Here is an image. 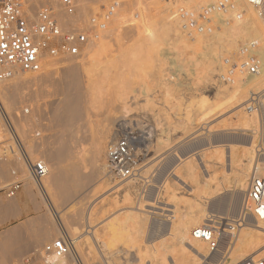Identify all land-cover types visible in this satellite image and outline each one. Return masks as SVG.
I'll use <instances>...</instances> for the list:
<instances>
[{
    "label": "rangeland",
    "instance_id": "rangeland-1",
    "mask_svg": "<svg viewBox=\"0 0 264 264\" xmlns=\"http://www.w3.org/2000/svg\"><path fill=\"white\" fill-rule=\"evenodd\" d=\"M115 1L121 2V9L118 11L117 15H115L114 19L109 24L107 30L103 33L102 37L96 41L95 48L93 51H91V54H93V56L98 60L105 59L107 61H112L113 63L116 62L114 64L115 66L117 65L116 66L117 68L114 69L118 70L120 67L121 68L119 69V72H116L117 70L115 71L114 69H112L113 72L112 75L111 74L110 75L113 78L110 77L111 80L106 79L105 80L106 82L104 84L99 83V80L96 77L90 78L87 75L83 76L82 81L84 82V86L81 92L83 98V102H82V109L84 114L82 119L83 121L77 124V126L79 125L78 127H76L78 130L76 131L77 135H75L76 137H74V139L72 140L73 148H71L70 150V153L72 155L71 158L72 160L69 159L67 162L63 164V169L65 171H68L69 167L72 166L73 164H79L82 167V173L85 174L87 172H90L91 167L88 168L90 164L87 162V158L90 157L89 153H91L90 148L92 145V140H93L92 138L94 135H97L101 130L109 127L113 130L114 135L113 138L109 140H105L100 166L102 165L104 166L103 169L104 172H102L103 174L101 175L102 177L103 176L106 177V178L104 177L105 180L103 179L104 183L106 181L107 183L110 182L111 184L109 183V186L111 187L109 186L105 187L106 191L105 189L104 191L103 189L100 191L99 189L101 188H99V186L102 185L103 182L101 183L96 182L85 186L83 188L85 200L83 201L81 200V202L77 205L72 204L71 209L73 211L71 209L70 211L72 213L77 214L79 210L80 211L82 210V208L87 209V207L90 204H94L97 206L94 209L96 214L95 217L93 216L94 218L93 220L96 221L95 224H99L98 227H102L103 225H105V223H108L107 221L110 222V220H112L116 214L117 215L119 214V217L122 216L121 219L123 218L125 221L124 224L125 231L123 236L117 237L111 241L110 239L106 240L109 243V245L105 249V251L103 250V252L105 253V254L103 253L105 258L97 256L96 258H100V260L96 259L94 254L92 258L94 257V260L96 259V262L93 263L91 256H89V258H85L88 261L87 262L88 264H95V263L97 264L101 260L103 261L100 263L104 262L103 264H151V263L160 264L161 260H159V258L163 259L164 256L165 258L163 261L165 262V264H173L172 260H175L176 264L178 263L182 264L184 260L182 259L181 250L183 251V249H181L182 246L180 244V240L177 239L179 236L176 237L173 234L171 235V233L165 232V226L169 224L171 220L173 221L174 219H176V215H173L171 213V211L174 209V206L177 205L176 211L178 212L177 215H179V217L188 212L198 211L199 208L205 209L207 212L205 214H208L207 216L209 217V219L208 220L205 218L200 219L198 222L199 226L201 225L204 226L205 224H209V223L216 224L217 222H221L222 220H225L224 222L234 224L233 222H236L239 218H236L237 215L233 216L232 214L228 216L227 213H223L218 209H214V207L211 206L212 204H210L211 201L204 202L205 199L200 198V194L194 197L196 193H192L191 195V192L187 191V188L183 187L184 184L180 185L182 183L178 181V178L174 177L175 176L174 173L178 172L180 168L182 171L183 167H180L181 165L178 166V164H180L179 162L176 165L174 162H172V160H174L173 156L178 153L179 154L178 156H180L181 158L184 156L182 159L185 160V158L190 157L191 160L190 159L189 160L194 161L196 163L197 160L200 158V157L198 158V155L202 156L203 154L206 153V151H209V149H212L211 150L212 152L215 151L214 148H210L211 147L210 145L207 146L205 145L207 144L206 140L209 139L210 141V137L215 136L218 141L216 140V144H214L213 147H215L216 145L215 147L216 150L217 151L220 150V152L222 151L221 153H223L221 159L223 166L222 167L217 166V168L219 167L220 169L218 168V170L216 171V175L219 180H222L221 182H223V180L225 181V178L228 179L226 182L227 190L226 191L224 190L222 193L225 196L228 195L230 197L235 196L236 193H238V191L240 192L241 188H239L238 190L236 189V187L238 188V186L237 185L235 186V182H233V177H234L233 173L227 170V166H228L227 151L229 147L232 146L237 148L240 156H242L243 151H251L253 149V151H251L253 155L250 152L249 158L252 159L253 157V162L254 160H259V158L261 157L262 160H264V134H263L264 128L262 127L263 126L262 122L259 120L257 121V123H255L256 125L252 124L248 128L241 127L240 122H237L239 119L237 114L245 111L246 107H249L251 103L253 107L259 109L256 101H251V100H250L251 102L249 101V99H251V92L246 91L247 93L241 96V98L243 99L242 100L243 102L240 101L241 103H247V101H249L247 104H243L242 106L235 99L234 100L232 99L231 100L232 102L228 101L231 98L228 97V95L227 96L224 95V97H227L226 99L225 98L223 99L222 98L223 96L221 97V99L219 98V100L222 101L215 100L213 98L215 94V87L217 85L216 83L218 82V75L220 73L219 71L221 68L222 61L229 56L239 55V53L246 48L252 47L255 49V46L253 43H248L246 45H243L241 43L240 41L241 28L239 26L236 27V25L234 26L235 24L234 22H233L234 24L229 25V27L227 28L223 27L220 30L214 32V35H216L217 38L215 40H212L211 43L220 40L223 46V48L221 47V50L224 54L222 57L218 56L221 64L216 66L217 67L216 70L218 71H216L215 72L216 74L215 73H214L215 75L213 74V78L209 80L206 76V64L205 62L201 61L202 60L201 53H203L202 50L206 51L205 46L207 45V43L198 44L197 42H192L189 48L183 50L181 49L180 44L179 46L175 45L172 39L170 38L168 39L169 37L168 32L166 33L165 31H163L166 28L167 19L171 18L172 16L174 17L176 16L175 18L178 17V11L174 12L172 10H174L175 6L177 9L178 3L181 4L182 0H168L169 2L166 0L164 3H162L161 7L158 4L160 0H99V2H95L96 7L95 4H93L94 1L93 2L91 1L90 5L89 4L88 5L91 6L92 3V7H89L87 5L88 7H86L85 10L86 20L85 19L79 20L80 18H76L75 20L77 21H75L73 24L87 22L91 10L92 12H97L98 10H100L101 7L107 6ZM174 2H176L177 5L175 4V6L173 7ZM136 3L138 4L140 3L139 6ZM88 11H90L89 14ZM169 13H171L172 16ZM229 28L232 29L230 30L229 34H227L226 32ZM143 33L145 34L148 33V35H146L148 36V38L144 36L146 40L149 39V36H151L153 39V41L152 39L151 40L149 39L148 42H146L147 45L145 47V51L146 49L147 50L149 49L148 51H150L148 55L151 54V57L148 60L149 67L145 70V72H142L143 74L146 73L145 75L141 74L142 76H145L144 79L140 78L139 77L140 75H137L140 79L136 76L138 78V79L136 78V80H138L137 83L131 85V91L133 90L132 92L133 95L132 94L129 95V96L131 95L133 96L134 100H132V102H134V104L130 106L132 108H130L128 112H124V109H121L122 106L119 104V102H116L115 105H111L110 102L111 100H113L112 97L113 98L115 97L114 91H116V93H121L125 89V81L122 78H125L126 75H124L125 77H121V76L119 77V74L120 73L124 74V70H126L124 69L125 67L122 65L123 59L121 57L124 56L123 53H125L127 49L129 53L131 51L129 49L132 48L134 49V47L136 48V45L140 41H142L141 40L143 38L142 35H145ZM184 35L187 37V39H191L193 36V35L190 36L185 32ZM148 43H151L152 45L151 44L149 45H151L152 47H150ZM139 44H141V42ZM151 50H153L152 53ZM81 60H78V62H80ZM61 63L62 62L57 64L53 62L50 66L43 69V73L45 72V74L48 73L51 74V78L53 76L52 80L54 84H52L51 83L52 80L49 79V81H40L28 85L25 88H23L21 91L22 100L19 101V103L17 104V107L15 109L17 110L16 112L20 114L22 113V111H24L25 114L29 113L28 115H31L30 113H32V111L34 110L38 115V117L35 118L33 122H31L28 128L29 129V131L27 132L28 138L24 139L26 142L29 143V145L30 144L34 145L33 141L43 143L44 139L55 136L62 131L61 128L54 126L51 120V111L54 105L60 102L61 100H63V97L65 98L64 94H62L63 92L55 86L56 84L59 87V82L62 80V77L61 79H57V78L63 75L62 72L64 65H66V63L68 62L66 63L63 62L64 64ZM122 68L124 69L123 72H121ZM40 72L42 73V70ZM113 73L116 75L113 76ZM34 74L35 73L27 74V75L31 76ZM123 74L121 75L123 76ZM125 74H127V72ZM115 76L119 77L121 80L118 78L117 79L114 78ZM242 77L244 78V76ZM54 80H56V82H54ZM109 82L112 84L107 85V83ZM113 84L117 85V89L118 86L120 87L118 92L116 89L113 90L114 89V86L112 88ZM100 87L101 88L105 87L103 89L102 95L99 96V94L95 95L94 93H92V90H95ZM111 90L112 93L114 92L113 94L111 93ZM211 90L212 93L210 92ZM106 92L109 94L107 95ZM263 93L264 92H262L260 96H262ZM258 95L259 93L256 95V97L254 96V98L257 99ZM134 96L136 97V99L134 98ZM206 96H209V98L207 97L208 98L207 99ZM131 97L130 99H132ZM210 99H211V101L209 102L210 105L209 103H207L208 107L211 106L209 109L206 107L207 104H203V103H205L204 101L206 100L209 101ZM212 101L215 106L211 105ZM114 106H116V108ZM203 106H205V109L203 108ZM212 108L215 109L211 111ZM209 111H211L212 113L214 112L212 116L213 115L215 116L212 117L211 112ZM39 115H40V119H39ZM111 116L118 117L121 120L125 119L124 121H122V123L120 122L122 125L125 126H122L120 123L116 125V123L113 121L110 122L109 117ZM121 117L124 118L122 119ZM0 123H2V121ZM209 123L211 124V127H214L216 125L214 127L215 129L212 128L213 131L209 130L210 129V126H208L210 125ZM243 129L246 130L244 131ZM129 134H132V138L134 139V141L130 143V147L133 151L132 162H131L132 173L127 177H121L119 174H117V172L114 173L111 172L110 167L112 164L113 154L115 152V148L117 144ZM227 136L228 137L231 136L232 138H228ZM9 138L10 136L8 135L7 132L2 133L0 138V152L4 151L5 147H9L6 146L8 144ZM156 138L157 140L159 138L158 142L161 140L162 142L161 141L160 142L161 143L164 142L165 144L162 146L163 148L161 147L162 148L161 150H159L160 147L158 146L160 142L158 143L156 141ZM204 138L205 139L207 138L206 140H204L206 143L203 142ZM252 140L255 143H253L254 147L251 149V146L249 145L252 144L251 143ZM140 141H142L141 143L142 145L146 144L147 146L145 145H143L144 147H142V145L138 146L139 144L138 142ZM191 146L193 147L191 148ZM141 147H142L141 150L142 152L140 151ZM211 151H209L208 153H210ZM138 152L141 153L139 154ZM39 157L41 159V156ZM39 157L36 156V159ZM241 160L243 162L247 161L246 157L243 159L241 158ZM176 168L178 170L174 171ZM179 172L178 174H180L181 176V174L183 175L185 173V170L184 172L182 171V173ZM20 173L21 172H19L18 174L19 176L23 175L22 173L21 174ZM252 175H253V171L251 172V174H249V177ZM185 176H181V177L184 178ZM186 178L188 177L186 176ZM186 178H184V180H187ZM107 179H111V180H107ZM22 180H24L23 177ZM250 180L251 177L249 178L248 184H250ZM28 181L32 185L34 184L32 180L31 182L30 180H26V181L24 180V182H28ZM130 181L131 183H129ZM128 183L129 186L128 188H126ZM24 184L25 183H23L21 188L17 190V193L10 198L6 194L2 193L0 190V202L2 203L3 206L9 203L10 200L17 199L19 202L18 203L19 206L24 210L20 216L14 219H10L9 221L0 223V236L3 234H7V232L9 233L10 231L16 229H20L23 232L22 237L18 241L14 242L8 251H2V250L0 251L1 253L0 264H24V259L28 255L34 252L41 251L45 245L49 244L48 241H42L41 243L39 242L41 240L40 237L41 234L43 233V228L44 227L46 228V225H41L40 221L44 217V215L48 213V211L45 207H42L40 210H37L35 209L34 206H32L31 201L25 200V196L22 194ZM167 185L171 186V190L169 189H168L169 191L166 190L167 187L170 188V186ZM114 186L117 187L115 188ZM248 186L249 185H247V188ZM34 187H36V185ZM112 187H114V190L112 189ZM121 188L123 190H121ZM172 188L173 190L174 189L176 190L173 191L174 193H176L177 195L176 197L172 196L173 193ZM108 189L110 190L112 189L111 190L112 192ZM116 189H120L123 193L120 190H118L119 191L118 194ZM107 190L110 192H107ZM113 192L116 193L118 196ZM35 193L37 194L38 191L35 190ZM121 193L122 195L120 196ZM125 193H127V195ZM166 194L168 196H166ZM111 195H113V197H111ZM123 195L126 196L125 197L126 199L124 198ZM169 195L172 196V197L170 196L171 199L172 198L175 199V201L172 199L174 202H177V200L179 201V198L181 199L180 201L182 202H179V204L175 203L176 205L175 204L173 205L172 204L173 202L169 201L170 199ZM182 196L184 197L182 198ZM165 197L168 200L165 199ZM112 198L113 200L114 199L115 200L113 201ZM241 198L238 201V205L241 202V205H239L240 207L238 208L239 210L242 209L241 208L242 200L244 196L242 199ZM107 199L112 200L116 205L120 204L119 206L122 209L120 207L118 208L116 205L114 206V204L112 203L114 207L113 209L112 204H110L111 201L109 202L107 201ZM185 200H187V203ZM115 201H117L118 203H116ZM192 205L194 206L192 207ZM196 205L198 206V209ZM115 207L119 209L117 213ZM137 208H141L145 212L143 214L138 213V210H136ZM114 210L116 214H113L114 212L112 213V211ZM120 210L121 212H119ZM180 212L183 214H181ZM111 213L113 216H111ZM236 214H238V211L236 212ZM179 217L177 216V218ZM141 218H145L146 220L144 224H142L143 233H141L140 235V233H138V229L141 227L140 224ZM34 222L35 224H33ZM81 231L85 232L86 228H84ZM59 238L60 237L55 238L54 240H57ZM81 239L89 240L90 242H93V239H91V237L87 234H84V236H82ZM163 240L166 241V244L164 243ZM168 241L169 242L172 241V243L170 242L171 243L170 244ZM175 246L179 248L176 249ZM202 246H204V248L208 251L207 254L210 255V253H212L210 252L208 246L205 245V243H203ZM79 249L83 252L86 251V245L84 244L83 246H81V248L79 247ZM175 251L178 252L176 253ZM86 253L87 252H85V254ZM109 254L112 256H110ZM113 254L115 255L113 256ZM178 254L179 256L175 257V255ZM230 254L231 253H229V255L228 254L224 255L221 252H216L213 254V256H211L212 259L210 258L209 263L229 264L231 257ZM108 255L110 256L111 259L109 258ZM160 255H162L163 258H161ZM156 256H158V258ZM89 259L91 260V263ZM166 259L167 261H165ZM186 262L184 263L191 264L189 262L188 263ZM200 264H202V262ZM205 264H207V262Z\"/></svg>",
    "mask_w": 264,
    "mask_h": 264
},
{
    "label": "bare ground",
    "instance_id": "bare-ground-1",
    "mask_svg": "<svg viewBox=\"0 0 264 264\" xmlns=\"http://www.w3.org/2000/svg\"><path fill=\"white\" fill-rule=\"evenodd\" d=\"M91 1L92 2L94 1L93 4H95V7H96L95 2H99V0H77L78 5H79V13H78L77 17H69L64 12L60 13L61 14L60 20L62 22V25L64 27H67V26H69V24H73L75 21H77V20H75L76 18H80L79 20L85 19L86 18L85 17V14H86L85 10H86V7H88L90 5ZM165 1L166 0H160V2L158 3L160 5V7H161L162 3H164ZM186 2L190 3L192 5L194 3V0H187ZM237 3H238V6L244 11V17L245 18H243L242 22L240 21L238 23L236 21V22H234L235 24L234 23H232V24H234V26L236 25V27L239 26L241 28L240 41L243 45H246L248 43H253L255 45V50L252 51L250 54L258 56V58L262 61L263 67H262L259 74L253 75V76H245L244 78L242 76H237L235 81L231 84H228V85H226V83L216 81L217 85L215 87V94L213 93L214 94L213 98L215 100H219V98L221 99V97L223 96L222 98L226 99L227 97H224V95L225 96L228 95V97H231L230 100H228V101L235 99L238 103H240L241 106L243 104H247L250 100L256 101L259 109H256L255 107H253V105L251 103V105L249 107H246L245 111L237 114L238 118H239L237 122H240L241 127L248 128L249 126L257 123V121L260 120L262 122V125H263L262 127L264 128V93L262 96H260V94H262V92H264V30H263V27H262V24H261L257 10L254 7L250 6L245 0H237ZM136 4L139 6L140 3L139 4L136 3ZM175 4H176V2L173 3V7L175 6ZM37 5H38V1H37ZM178 5H179V3H178ZM89 7H92V3H91V6H89ZM172 11H174V12L178 11L176 9V6H175L174 10H172ZM89 12L90 11H88V14H89ZM91 12H92V10H91ZM169 14L171 15V13H169ZM175 17L174 16L171 17L174 19H171L169 17H168L169 19L166 18L167 24H166V28L163 31H165L166 33L168 32V34H169L168 39L169 38L172 39V41L174 42L175 45L179 46V44H180L181 45L180 47L183 50L189 48V46L192 44V42H197L198 44L207 43V45L205 46L206 51L202 50L203 53H201V56H202L201 61L205 62V64H206V76H207V78L209 80L212 79L213 74L216 71H218V70H216L217 69L216 66L221 64L218 56L222 57L224 54L221 50V47L223 48V46H222L220 40L211 43L212 40H215L217 38L216 35H214V33L212 35L193 34L191 39H187V37L184 35L183 29L181 26L182 22H181L179 16L177 18H175ZM223 27L227 28V27H229V25H223L221 28H223ZM231 29L232 28H229L226 33L229 34ZM143 34H145V33H143ZM146 35H148V33H146L145 35H142L143 38L141 39L142 41H140L141 44H139L140 43L139 42L137 44L138 46L136 45V48L134 47V49L131 47L133 50L129 49V50H131L129 53L127 51L128 49L126 48L127 49V50L125 49L126 52L123 53L124 56L121 57L123 59V61L121 59L122 65L125 67L124 69H126L127 71L122 68L121 72H123V70H124V74L123 73H120V74L118 73V74H119V77L120 76L125 77L124 75H126L125 78H122L125 81V89L121 93H116V91H114L115 92V94H114L115 99L112 96H110L113 99V100H111L110 103H111V105H115L116 102H119V104L122 106L121 109H124V112H128V110L130 108H132L130 106L134 104V102H132V100H134V99L132 96L133 90L131 91V85H133L134 83H137V81H138V80H136V78L138 77L137 75H140L139 77L144 79L145 76H142V75H145L146 73L143 74L142 72H145V70L149 67V61L148 60L151 57V54L148 55V53L150 51H148L149 49L148 50L146 49V51H145V47L147 45L146 42H148L149 39L151 40L152 37L149 36V39L146 40V38H148V36H146ZM151 35H153V34H151ZM138 40H140V39H138ZM191 40H193V41H191ZM152 41H153V39H152ZM151 43H153V42H151ZM151 43H148V45ZM95 45H96V41H94L93 43H91L87 47L86 54L83 56V58L80 62H78V60H75V59L69 58V57L62 59L61 61H54V60H50V59H47L44 61L43 69L50 66L53 62H55L57 64H59L60 62H62V63L68 62V63H66V65H64L63 72H62L63 75H61L59 78H57V79H61V77H62V80L59 82V87L55 84V86L63 92L62 94H64L65 98L63 97V100L56 103L54 105L52 111H51L52 123L54 124V126L61 128L62 131L55 136L48 137V138L44 139L43 143L33 141L34 145L33 144L29 145V143L26 142V145H27L26 147H27L29 155L33 159H36V156H38V157L41 156V159H40V157L37 159L38 160L40 159L41 161H43L48 168V171H49L48 175L43 179L42 185L35 183L30 178L27 164L22 159V157H20L19 154L15 153L13 151L10 152L9 147H6L7 148L6 151L0 152V190L7 189L11 185L18 183V182L25 183L23 185V191H22V194L25 196V200L31 201L32 206H34L35 209H37V210H40L42 207H45L48 211V213L45 214L44 217L40 221L41 222L40 224L46 225V228L45 227L43 228V233L41 234V237H40L41 240L39 242L41 243L42 241H48L50 243L55 238L61 237L64 233H67L70 236V238L74 244L75 251L72 254H70L68 257H66L65 259H62V260H57L56 258H50L48 260V262L52 263V264H88L87 263L88 261L85 258H89V256H91V259L94 263V262H96V259L100 260V258H96L97 256L102 257V258L104 257L105 253L103 252V250L105 251V249L109 245V243L106 240L110 239V241H111L117 237L123 236L124 231H125L124 219L123 218L121 219L122 216L119 217V214L118 215L116 214L117 211L119 210L118 208L120 207L119 206L120 204L119 205L114 204L113 201L115 199L113 200V198H112L113 201L109 200L111 198L107 199V201H109V202L111 201L110 204L113 203L114 206L116 205L118 207V208L115 207L116 213H115V210L112 211V213L114 212L113 214H116L118 217L115 215V217L112 220H110V222L107 221L108 223H105V225H103L102 227H98L99 224H95L96 221L93 220L94 219L93 216L95 217V214H96L94 209L97 205L90 204L87 207V209L82 208V210L81 211L79 210V212L77 214L72 213L70 211V209L72 208V206H71L72 204L77 205L81 202V200L82 201L85 200L84 199L85 195H84V191H83V188L85 186L92 184V183H96V182L97 183L103 182V184L99 186V188H101V189H99L100 191L102 189L104 191L105 187L109 186L110 182L107 183V181H106L104 183L103 179L105 176H103V177L101 176L103 174L102 172H104L103 171L104 166L102 164H101L102 166H100V163L102 160L101 157H102V153H103L105 140H109V139L113 138V135H114L113 130L108 127V128L101 130L97 135L93 136L92 145L90 148L91 153H89L90 157L87 158V162L90 164V166L88 168L91 167L90 172H87L85 174L82 173V167L79 164H73L72 166L69 167L68 171H65L63 169V164L72 158L70 150H71V148H73L72 140L74 139V137H76L75 135H77L76 131H78V130L76 127L79 126V125L77 126V124H79V122L83 121L82 120L83 115H84L83 109H82L83 98H82V93H81L82 88L84 86V82L82 81L83 76L87 75L90 78L96 77L99 80V83L104 84L106 82L105 81L106 79L111 80L110 77H112L111 75L113 72L112 69L117 68L116 67L117 65L115 66V64H114L116 62L113 63L112 61H107L105 59L98 60L93 56V54H91V51L94 50ZM134 45H135V43H134ZM151 45H149V46L152 47ZM152 51L153 50H151V53H152ZM125 54H126V56H125ZM118 61H119V59H118ZM43 69H42V73L38 72V73H35L34 75H31V76L27 75V74H33V73H23V74L19 73V74L15 75L12 79L5 82L0 87V103H1L2 107L4 108V110L6 111V113L9 115L10 119L12 120L17 132L20 134V136L23 139L28 138V136H27V132L29 131L28 128H29L31 122H33V120H35V118H37L38 115L36 114V112L34 110L32 111V113H30L31 115H28L29 113L25 114L24 111H22V113L19 114L16 112L17 110H15V109H16L19 101L22 100L21 99V97H22L21 91L23 88H25L28 85L40 82V81H49V79L50 80L53 79V76L51 78V74H49V73L45 74V72L43 73ZM119 69L118 70L114 69V70L115 71L117 70L116 72H119ZM125 71L127 72V74H125L126 73ZM121 74H123V76ZM114 75H116V74L113 73V76ZM119 77L115 76L114 78L120 79ZM132 81H134V82H132ZM54 82H56V80H54ZM51 83L54 84L53 80ZM111 84L112 83H110V82L107 83V85H111ZM113 86H114L113 90L116 89L118 92L120 87L118 86V89H117L116 84H113L112 88H113ZM104 88L105 87H102V88L100 87V88H97L95 90H92V93H94L95 95L99 94V96H100V95H102ZM110 89H111V87H110ZM132 89H134V88H132ZM246 91L251 92V99H249V101H247V103H241V102H243L242 101L243 99L241 98V96L245 95L247 93ZM210 92L212 93V90ZM111 93H112V90H111ZM208 93H209V91H208ZM258 93H259V95L257 96V99L254 98V96L256 97V95ZM108 94L109 93H107V95ZM130 94H132L131 95L132 97L129 96ZM130 97L132 99H130ZM207 97L209 98V96H206V98ZM134 98L136 99L135 96H134ZM207 101L208 100L204 101L205 103H203V104L209 103L211 101V99L208 102ZM219 101H222V100H219ZM217 104H218V102H217ZM229 104H231V103H229ZM209 105H210V103H209ZM211 105L215 106L213 104V101H212ZM114 107L116 108V106H114ZM206 107L210 109L211 106L208 107V104H207ZM115 108H113V109H115ZM203 108L205 109V106H203ZM214 109L212 108L211 111ZM207 111H208V109H207ZM211 111H209V112H211ZM213 113L211 112V116ZM185 114H187V113H185ZM205 116H206V114H205ZM213 116H215V115H213ZM124 117H121V118L123 119ZM39 119H40V115H39ZM124 120L125 119L121 120L115 116L109 117V121L115 122L116 125L120 122L122 123V121H124ZM0 122H1V119H0ZM188 122H189V120H188ZM118 126H120V125H118ZM122 126H125V125H122ZM208 126H210L209 130L213 131L212 128H214L216 125L214 127H211V124ZM3 127H4L3 124L0 123V138H1V135L3 132H7V130H5ZM90 128H91V126H90ZM243 130L245 131L246 129H243ZM79 131H81V130H79ZM209 135H211V134H209ZM141 138H143V137H141ZM159 138H158V140H159ZM228 138H232V137L230 136ZM206 139L204 138L203 142H205L204 140H206ZM113 140H115V139H113ZM147 140H148V138H147ZM158 140L156 138L157 142H158ZM216 140H217V138L215 136L210 137V141H209V139L206 140L207 144H205L206 142L204 144L206 146L210 145L211 147L210 146H208V147L214 148L215 151L212 152L211 151L212 149L208 148L209 151H211L210 153H208L209 151H206L205 154H203V155L201 154L202 156L198 155V158L200 157L199 159L197 158L198 164H197V162L195 163L194 161H190L191 160L190 157L185 158V160H184V159H182L184 156L181 158L180 156H178L179 155L178 153L176 155H174L175 157L173 156L174 160H172V162H174L175 165L179 162L180 164H178V166L181 165L180 167H183L182 168L183 172L185 170V173L183 175L181 174V176H185V174H186V176L188 178H186V176H185L184 178H186L187 180H184V178H182L180 176V174H178L179 171L182 173L181 168L178 172L174 173L175 174L174 177L178 178V181L182 183L180 185L184 184L183 187L187 188V191L191 192V195H192V193H196V195L194 197H196L197 195L200 194V198L205 199L204 202L211 201L210 204H212L211 206L214 207V209H218V210L222 211L223 213H227L228 216L233 214V216L237 215L236 218L243 217L244 211H245L244 202L246 199L247 191H248L249 186H250V184H248L249 178L251 177V176L249 177V174H251V172L253 171V175L264 178V160H262V157H261V158H259V160H254V162H253V157H252V159L249 158L250 152L253 151V149H252L254 147L253 143H255V142H253V140L251 142L252 144L249 145V146H251L252 150L250 149L251 151H243L242 156L239 155V153H238L239 151L237 150V148L230 146L228 151H227V165L228 166L227 165L226 166H227V170H229L231 173H233V176H234L233 182H235V186L236 185L238 186V188L236 187V189L238 190L239 188H241V190H240V192L238 191V193H236L235 196H232V197H230L228 195L225 196L222 192L224 190L225 191L227 190V187H226L227 183L226 182L228 179L225 178V181L223 180V182H221L222 180H219L217 175H216V171L219 168V167L217 168V166H220V167L223 166V164L221 162L222 154H223V153H221L222 151L221 152H220V150L217 151L215 148L216 145H215V147H213V145L216 144ZM161 142L158 145L160 147V149L158 148L159 150H161L163 148L162 146L165 145L164 142L163 143H161ZM138 143H139L138 146L142 145L141 144L142 141H140ZM248 143H250V142H248ZM76 144H77V142H76ZM204 144H203V146H204ZM143 145L147 146L146 144H143ZM143 145H142V147H144ZM142 147L140 148V151L142 150ZM192 147L193 146H191V148ZM135 148H136V146H135ZM156 148H157V146H156ZM89 152H90V150H89ZM141 152H138V153L140 154ZM158 154H159V152H158ZM251 154H252V152H251ZM10 156H12L13 158ZM245 157H246L247 161L243 162L241 160V158L243 159ZM192 160H193V158H192ZM194 160H195V157H194ZM74 161H76V160H74ZM252 164H253V166H252ZM198 168L200 169L201 172L199 171ZM83 169H85V168H83ZM176 170H178V169L176 168L174 171H176ZM18 171L21 172L23 175L19 176ZM160 172H162V171H160ZM161 174H160V176H161ZM22 177L25 181L30 180V182H31V180H32L34 184L32 185L31 183H29V181L24 182V180H22ZM140 177H141V175H140ZM107 180H111V179H107ZM129 183H131V181ZM129 183H128L126 188H128ZM35 185H36V187H34ZM174 185H176V184H174ZM247 185H249L248 188H247ZM167 186H170V185H167ZM109 187H111V186H109ZM114 187H112L113 190H114ZM168 189L171 190V186H170V188L167 187L166 190H168ZM35 190L38 191L37 194L35 193ZM108 190H110V189H108ZM108 190H107V192L111 191V190L110 191H108ZM118 190H120V189H116V191L119 194ZM121 190H123V189L121 188ZM176 190H177V187H176ZM176 190L175 189L173 190V188H172V192L176 191ZM235 190H233V191H235ZM105 191H106V189H105ZM116 191H114V192H116ZM227 192H229V191H227ZM122 193L120 194V196L122 195ZM173 193H172V196L176 197L177 196L176 193H174V195H173ZM114 194H116V193H114ZM125 194L127 195V193H125ZM151 194H152V192H151ZM234 194H235V192H234ZM166 196H168V195L166 194ZM170 196L171 195H169V197ZM184 196H182V198ZM243 196H244V198H243ZM111 197H113V195H111ZM125 197L126 196H124V198ZM157 197H158V195H157ZM171 197H170V199H171ZM241 197L243 198L242 207H241L242 209L239 210L238 208L240 207L239 205H241V202L238 205V201ZM163 199H164V197H163ZM165 199H167V198L165 197ZM170 199H169V201L173 202L172 203L173 205L175 203L179 204V202H182V201H180L181 200L180 198H179V201L177 200L178 203L174 202L175 199L172 198L174 201L172 199L171 200ZM105 200H106V198H105ZM187 200H185L186 203H187ZM115 202L118 203L117 201H115ZM18 203L19 202L17 199L10 200V202L4 206L0 202V223L9 221L10 219H14L23 213L24 210H23V208H21L19 206ZM113 204H112V208L114 209ZM123 206H124V204H123ZM176 206H174V209L171 211V213L173 215H176V219H174L173 221L171 220L172 222L170 221V223L166 225L167 227L165 226V232L171 233V235L173 234L176 237L179 236L177 239L180 240V244L182 246V248L181 247L180 248L183 249V251L181 250V253H182V259L184 260V262L187 261L186 263L189 262L191 264H200L201 262H202V264H205L207 262V264H210L209 260H210L211 256H213L214 253H210V255L207 254L208 251L204 248V246H202L203 243L201 241H197V240L193 239V237H192L193 231L195 229L202 227V225L201 226L198 225L199 220L203 219V218H205L207 220L209 219V217L207 216L208 214H205V213H207L206 210L202 209V208L198 209V206L196 205L198 211H194V212L192 211V212H188L185 214L180 212L183 215L179 217V215H177L178 212L176 211ZM193 206L194 205H192V207ZM171 208H173V207H171ZM136 210H138V213H141V214H143L145 212L141 208H137ZM237 211H238V214H236ZM239 211H240V213H239ZM110 212H109V215H110ZM119 212H121V210ZM112 213H111V216H113ZM177 216L179 218H177ZM210 218H211V216H210ZM145 220H146L145 218L140 219L141 227L138 229V233H140V235H141V233H143V225L142 224H144ZM244 220H245V224L243 225V227L239 228L238 235L236 236L237 238H236L234 246L230 252L231 257H230L229 264H241V262L244 261L247 257H250V256L251 257H261L263 255V252H264V224L260 221L257 222L251 216H248L246 214L244 216ZM33 224H35V222ZM84 228H86V231L85 232L81 231ZM84 234L89 235L91 237V239H93V242H90L89 240L81 239L82 236H84ZM22 235H23V232L20 229H16V230L10 231L9 233L7 232V234L1 235L0 236V251L1 250L2 251H8L9 248L11 247V245L14 242L18 241L22 237ZM172 241H170V242L172 243ZM164 243L166 244V241H164ZM84 244L86 245V251L83 252L79 249V247L81 248V246H83ZM160 244H161V242H160ZM178 248L176 247V249H178ZM161 249H163V248H161ZM85 252H87V253L85 254ZM159 254H161V253H159ZM0 255H1V253H0ZM93 255L96 258L95 260H94V257L92 258ZM114 255L115 254H113V256ZM110 256H112V255H110ZM110 256H109V258H110ZM151 256H153V255H151ZM160 256H161V258H163L162 255H160ZM176 256H179V254L175 255V257ZM156 257L158 258V256H156ZM164 258H165V256H164ZM164 258L163 259L159 258V260H161L160 264H165V262L163 261ZM156 260H158V259H156ZM224 260H225V258H224ZM102 261L103 260H101L100 262H102ZM165 261H167V259ZM172 261H173V264H176L175 260H172ZM100 262L97 264H103L104 263V262L103 263H100ZM156 262H158V261H156ZM90 263H91V260H90ZM177 263H178V261H177Z\"/></svg>",
    "mask_w": 264,
    "mask_h": 264
},
{
    "label": "built area",
    "instance_id": "built-area-1",
    "mask_svg": "<svg viewBox=\"0 0 264 264\" xmlns=\"http://www.w3.org/2000/svg\"><path fill=\"white\" fill-rule=\"evenodd\" d=\"M186 1L182 0L177 10L182 29L190 36L212 35L223 25L240 22L244 18V11L238 6L237 0H194L192 5ZM245 1L257 10L264 30V0ZM120 9L121 2L115 1L101 7L96 13L91 12L87 22L64 27L60 13L77 17V0H0V87L19 73L40 72L47 59L61 61L69 57L81 60L87 47L102 37ZM254 50L252 47L246 48L239 55L225 58L218 81L231 84L237 76L259 74L263 65L258 56L250 54ZM0 118L10 136L6 145L9 146V151L22 157L27 164L30 178L42 185L43 179L48 175V168L43 161L29 155L26 141L17 132L1 103ZM132 141V134L124 137L113 154L110 171L117 172L121 177L132 173ZM6 149L5 147L4 151ZM22 184L15 183L1 192L9 198L13 197ZM244 209V216L246 214L264 224L263 177L251 176ZM244 216L239 217L234 224L224 222L225 220L216 224H205L195 229L192 237L205 243L212 253L229 254L239 228L245 224ZM74 251L70 236L64 233L59 239L45 245L41 251L28 255L24 264H52L48 262L50 258L62 260ZM241 264H264V252L261 257H248Z\"/></svg>",
    "mask_w": 264,
    "mask_h": 264
}]
</instances>
